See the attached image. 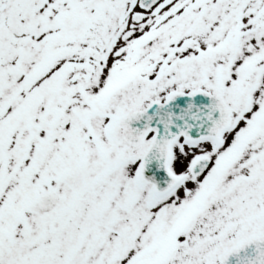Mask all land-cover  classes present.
<instances>
[{
  "label": "snow or ice",
  "instance_id": "6c2138e0",
  "mask_svg": "<svg viewBox=\"0 0 264 264\" xmlns=\"http://www.w3.org/2000/svg\"><path fill=\"white\" fill-rule=\"evenodd\" d=\"M0 264H264V0H0Z\"/></svg>",
  "mask_w": 264,
  "mask_h": 264
}]
</instances>
